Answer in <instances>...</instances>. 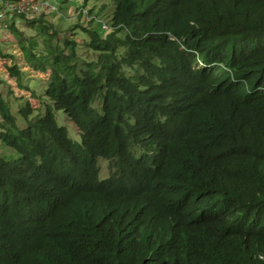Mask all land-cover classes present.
I'll return each mask as SVG.
<instances>
[{"label":"trees","instance_id":"trees-1","mask_svg":"<svg viewBox=\"0 0 264 264\" xmlns=\"http://www.w3.org/2000/svg\"><path fill=\"white\" fill-rule=\"evenodd\" d=\"M112 1L9 28L50 75L42 115L0 96V264H264V0Z\"/></svg>","mask_w":264,"mask_h":264},{"label":"rangeland","instance_id":"rangeland-1","mask_svg":"<svg viewBox=\"0 0 264 264\" xmlns=\"http://www.w3.org/2000/svg\"><path fill=\"white\" fill-rule=\"evenodd\" d=\"M13 1V0H11ZM55 3L58 7L62 8L64 11V16L53 15L47 16L49 22L53 24V27L59 32L60 37L63 35L71 34L70 28L76 24H85L88 25L90 22L84 20L83 17H73L75 7L80 8L81 6H86L90 8L94 14L99 16L101 19L108 22V15L115 10V6L112 3V0H50ZM71 4H69V3ZM3 4L0 5V7ZM68 5V6H67ZM65 6V7H64ZM71 6V7H70ZM69 7V8H68ZM76 8V10L78 9ZM69 13L71 16H69ZM96 24V23H95ZM22 30L24 32L23 40L28 36H33L36 34V29L34 27H29L27 24L22 21L20 23ZM98 26V24H96ZM72 37V36H71ZM85 36L82 35L81 31H78L77 37L75 38L77 43L80 45L78 51L80 55L85 58V60L91 61L96 59L95 55L89 52L85 46ZM8 56H12L8 58ZM82 61V60H81ZM16 64L24 71V76L22 78L21 85L14 78H11L8 74L7 68ZM203 65L202 62H199V66ZM49 73H39L34 72L27 65L24 55L20 50V46L16 38H14L9 32H0V96L8 100L13 112L18 114V109L24 105L27 101H30L33 106H35L36 114L42 115L45 111L43 106L46 98L44 97V86L43 84L49 79ZM27 88L30 91L23 89ZM98 103V102H97ZM57 122L60 126H64L69 131V136L78 141L79 134L76 127L68 120V118L62 112L56 113ZM0 152L6 154V149H3L0 146ZM100 176L101 178H107L109 176V166L108 163L104 160H100Z\"/></svg>","mask_w":264,"mask_h":264},{"label":"clouds","instance_id":"clouds-1","mask_svg":"<svg viewBox=\"0 0 264 264\" xmlns=\"http://www.w3.org/2000/svg\"><path fill=\"white\" fill-rule=\"evenodd\" d=\"M5 1H10V2H14V3H21V2H29V1H32V2H35L37 4L38 3H42V2H48V3L56 6L58 8V11L57 12L42 13V14L35 15V16H32V17L25 16V15H15V17L11 18L10 15L8 14L7 17L5 18V23H8V27L7 28H0V32H2V31L9 32V28L12 25H15L19 29H21L22 26L20 25V23L23 21L22 18H25V20H32L34 18H39L41 16H46L47 17V16H53V15H60V16L67 15V14H64V11H62V8L58 7L55 3L51 2L50 0H13V1H11V0H1L0 5L3 4V2H5ZM76 8H78V7L72 8V9H74V13H76L79 9H85L87 11V14H78V15L75 14V15H73V17L81 16L87 22H93V23H96L98 25H101V28H102L101 30L102 31H105V32H109V31L113 30V27L110 25L109 22H110V18L112 16L114 10L108 15V18L109 19H108V22H107V21L101 19V17L99 16L100 15L99 13H98V16H97L92 11H90V8H88L87 5L86 6H81L77 10H76ZM69 16H71L70 13H69ZM50 22H52V21L50 20ZM199 62H202L203 63V65H201V66H204L205 65V58L202 59V60H200ZM199 62H198V66H199Z\"/></svg>","mask_w":264,"mask_h":264},{"label":"built area","instance_id":"built-area-1","mask_svg":"<svg viewBox=\"0 0 264 264\" xmlns=\"http://www.w3.org/2000/svg\"><path fill=\"white\" fill-rule=\"evenodd\" d=\"M1 3V0H0ZM58 8L48 2L35 3L32 1L14 3L10 1L3 2L0 7V28H7L8 23H5V18L9 14L11 18L15 15L35 16L47 12H57ZM76 14H87L85 9H79Z\"/></svg>","mask_w":264,"mask_h":264},{"label":"crops","instance_id":"crops-1","mask_svg":"<svg viewBox=\"0 0 264 264\" xmlns=\"http://www.w3.org/2000/svg\"><path fill=\"white\" fill-rule=\"evenodd\" d=\"M71 5V4H70ZM68 6V5H67ZM65 7V6H64ZM71 7V6H70ZM69 8V7H68ZM2 32H6V31H2ZM8 33V32H7Z\"/></svg>","mask_w":264,"mask_h":264}]
</instances>
